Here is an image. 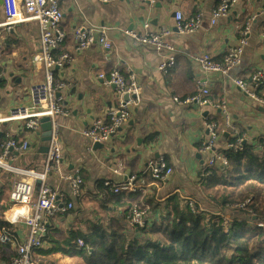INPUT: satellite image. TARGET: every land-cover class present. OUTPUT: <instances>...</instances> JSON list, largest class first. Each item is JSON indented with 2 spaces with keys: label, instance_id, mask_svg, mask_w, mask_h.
<instances>
[{
  "label": "crops",
  "instance_id": "obj_1",
  "mask_svg": "<svg viewBox=\"0 0 264 264\" xmlns=\"http://www.w3.org/2000/svg\"><path fill=\"white\" fill-rule=\"evenodd\" d=\"M57 1L63 13L60 28L66 35L59 51L70 53L74 60L71 67L56 72L58 80L65 84L61 92L62 105L70 114L63 120L62 160L64 167L78 168L85 182L83 196L74 202V209L67 215L49 220V233L43 248L34 251V262L86 264L84 254L91 249L85 243L84 247L78 246V241L68 246L66 241L71 233L86 226L91 233L92 221L96 219L93 214L104 213V203L99 204L105 198V193H100L99 189V182L104 180L122 183L131 175L144 178L150 185L135 193L138 197L133 201V208L146 209L149 213L146 220L149 222L153 213H150L148 200L153 198L161 204L165 198L176 194L187 202L194 201L196 209L230 216L221 206L214 207L213 201L202 193L204 184L212 186V182L205 180L211 173L207 171L204 180L200 179L202 167L208 169L206 157L201 156L198 160L199 153L194 151V147L208 136L204 126L206 120L217 124L218 151L226 150L227 141H221L224 133H228L229 139L239 135L243 140L264 138V106L252 103L231 80L237 77L252 84L257 75L260 79L258 84L264 80V0H239L230 8L228 18L220 19L214 25L210 24L211 13L221 0H160L154 6L146 0H117L107 5L97 0ZM177 11L184 18L200 15V29L190 35H179L174 27ZM254 15L251 41L240 65L228 77L202 73L196 58L209 54L214 61H222L238 43L247 17ZM2 23L0 0V26ZM81 26L104 27L116 50L106 52L94 43L76 52L75 31ZM164 29L171 30L166 42L172 50L158 51L150 46H136L128 35H149ZM40 47L36 22L8 29L0 27L1 118L7 117L14 108L29 105L30 87L43 80V66L36 60ZM170 59H173V64L161 73L158 66ZM125 66L144 78L139 101L129 109L127 119L116 134L103 144L104 148L94 149L83 131L92 120H107L109 113L122 103L116 90L105 86L98 76L115 70L123 71ZM203 83L209 88V97L214 104L218 105L223 98L226 99L235 134L225 126L218 109L174 103V97L190 96ZM25 126L27 128L26 121L0 123V132H5L6 137L29 143L25 151L11 150L7 159L13 165L39 171L43 167L46 155L43 148L47 143H42V130L37 138L31 131L24 134ZM161 158L172 169V174L165 182L152 181L149 166ZM3 173L4 177L8 174ZM190 173L195 174L194 182L190 181ZM48 185L51 190L70 198L69 186L65 182L50 177ZM240 215L238 221L246 220ZM10 225L14 228L9 230L12 239L0 249V264H9V258L16 255L27 234L22 222ZM256 226L264 230L262 223H256ZM125 228H128L127 222Z\"/></svg>",
  "mask_w": 264,
  "mask_h": 264
},
{
  "label": "built area",
  "instance_id": "obj_2",
  "mask_svg": "<svg viewBox=\"0 0 264 264\" xmlns=\"http://www.w3.org/2000/svg\"><path fill=\"white\" fill-rule=\"evenodd\" d=\"M103 5L114 3L117 0H97ZM150 5H156L160 0H146ZM239 0H221L219 5L212 11L210 24L214 25L220 19L228 18L230 8ZM3 11V23L0 27L11 28L26 22H36L39 29L40 53L36 60L40 62L44 70V78L41 82L34 84L29 89V105L14 108L7 117L1 118L3 122L26 121L27 128L34 137H40L42 118H49L51 124L50 140L47 142V152L44 158L43 167L39 171H29L20 169L8 161L7 157L11 150L25 151L29 147L28 142H23L17 146L14 141H6L1 145L0 170L3 172L25 177L26 180L15 181L11 188V206L4 213V220L8 224L22 222L27 228V234L23 242L18 246L16 255L9 264H37L32 259L35 250L43 248L46 237L49 233V220L52 217L64 216L69 214L75 205V201L83 196L84 181L81 171L78 168H66L63 165L62 157V130L63 120L69 117L62 105L61 92L65 84L58 80L56 72L69 68L73 64V56L68 52L58 53L65 42L66 35L60 28L63 13L60 10L57 0H1ZM254 16H249L244 22L240 31V38L236 46L231 48L222 61H214L209 54H203L196 58V63L202 73H213L228 77L233 69L237 68L242 60L246 47L251 41ZM202 26L201 16L184 18L182 13L177 11L174 14V27L179 35H190L198 31ZM171 34V30H162L159 33L149 35H137L128 33L136 46H150L158 51L172 50L166 42V37ZM75 50L81 52L91 44L97 43L106 51L116 50V46L107 35L104 27L81 26L75 31ZM173 64V59L167 63L163 62L158 66L161 73ZM124 72V73H123ZM98 78L107 87H114L119 94L122 103L120 106L109 113L108 119L92 120L83 131V135L88 139L90 145L105 144L128 117L129 109L134 107L139 101L140 90L144 86V78L137 75L129 66H125L123 71L115 70L108 74H99ZM232 83L242 92L252 103L264 106V99L255 93V87L260 81L257 75L250 84L237 77L231 78ZM209 88L205 83L200 84L196 91L187 97H174L173 101L177 105L199 107H209L218 109L223 115V121L227 128L232 127L231 113L226 99L216 105L209 97ZM128 96L127 100L123 97ZM204 126L208 131V136L203 141L196 144L194 151L206 157L208 169L217 166L226 167L227 159L217 150L219 134L217 124L214 121H204ZM234 137V135H233ZM243 139L236 136L233 142L226 145V149H241ZM149 172L153 181L165 182L172 174V169L166 165L161 158L158 162L151 163ZM50 177L58 178L69 186L70 198L59 191L51 190L48 185ZM39 180L41 186L39 192L35 193V182ZM104 187L113 195H132L141 189L148 187L144 178L136 175L129 176L125 182L113 183L109 180L103 181ZM251 198L234 204L225 205V209L236 210L248 217L254 216V210L249 207ZM192 212L196 211L194 201H188ZM222 217L225 229L231 223V217L217 212ZM148 211L146 209H133L127 225L130 231L144 228L149 222L146 220ZM8 231L0 228V244L7 245L11 242ZM77 245L84 247V242L78 240ZM89 251V250H87ZM250 251H248V254Z\"/></svg>",
  "mask_w": 264,
  "mask_h": 264
},
{
  "label": "trees",
  "instance_id": "obj_3",
  "mask_svg": "<svg viewBox=\"0 0 264 264\" xmlns=\"http://www.w3.org/2000/svg\"><path fill=\"white\" fill-rule=\"evenodd\" d=\"M253 86L256 95L264 99V80ZM29 132L25 126L24 134ZM6 141H14L17 146L24 142L0 132V154L1 145ZM219 152L228 164L212 169L202 167L200 179L203 181L209 171L211 174L205 180L212 182V186L203 185L202 193L213 201L214 207L224 209L227 204L251 198L249 207L254 210V216L243 215L246 220L238 221L240 213L226 209L232 218L225 229L220 215L198 208L192 212L187 200L176 194L165 198L161 204L150 198L147 203L153 213L151 221L142 229L130 231L125 223L138 194L113 195L102 181L99 189L100 193H105L104 202H94L104 203V213L93 214L96 219L92 221L91 233L86 226L71 233L66 243L72 246L79 239L83 240L91 249L84 254L86 264H264V230L256 226V223L264 225V138L247 139L241 149ZM3 175L0 170V228L4 227L11 234L9 230L14 228L3 216L12 204L10 187L17 178L9 173L6 177ZM82 178L85 182V177ZM3 246L0 244V249Z\"/></svg>",
  "mask_w": 264,
  "mask_h": 264
},
{
  "label": "water",
  "instance_id": "obj_4",
  "mask_svg": "<svg viewBox=\"0 0 264 264\" xmlns=\"http://www.w3.org/2000/svg\"><path fill=\"white\" fill-rule=\"evenodd\" d=\"M111 88L115 89L114 87H111ZM127 99H128V96L123 97V100H127ZM40 122H41V130H42V143L46 144L50 140V134H51L50 120H49V118H42L40 120ZM227 136H228V133H224L222 135L221 141L226 142ZM245 143H246V140H244L242 144H245ZM93 146H94V149L104 148L103 144L95 143ZM43 150H44V152H47V150H48L47 146H44ZM197 159L201 160V155L197 154ZM40 186H41V182L39 180H37L35 182V186H34L35 193L39 192Z\"/></svg>",
  "mask_w": 264,
  "mask_h": 264
},
{
  "label": "rangeland",
  "instance_id": "obj_5",
  "mask_svg": "<svg viewBox=\"0 0 264 264\" xmlns=\"http://www.w3.org/2000/svg\"><path fill=\"white\" fill-rule=\"evenodd\" d=\"M20 169H25V170H29V169H27V168H25V167H21V166H18ZM29 171H33V170H29ZM191 175H192V178H191V182H194L195 181V179H194V176H195V174L194 173H190ZM15 176H17L18 178H19V180L20 181H22V180H26V178L25 177H22V176H19V175H15ZM18 180V181H19ZM10 201H11V199H10ZM6 212V211H5Z\"/></svg>",
  "mask_w": 264,
  "mask_h": 264
}]
</instances>
